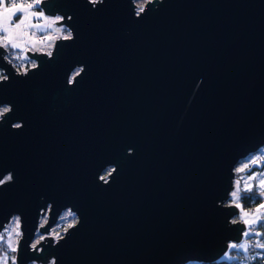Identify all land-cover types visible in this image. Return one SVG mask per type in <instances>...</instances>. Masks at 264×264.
I'll use <instances>...</instances> for the list:
<instances>
[{"label": "water", "instance_id": "obj_1", "mask_svg": "<svg viewBox=\"0 0 264 264\" xmlns=\"http://www.w3.org/2000/svg\"><path fill=\"white\" fill-rule=\"evenodd\" d=\"M38 6L64 16L57 24L75 39L58 40L52 60L27 53L40 67L25 78L0 58L9 76L0 103L13 106L0 123V177L15 178L0 188V232L21 214L19 264L217 260L245 230L224 204L234 167L264 146V0H164L138 19L130 0ZM76 64L86 71L68 86ZM17 120L23 128L11 129ZM110 163L117 172L102 186L96 177ZM49 202L41 233L66 206L81 223L29 254Z\"/></svg>", "mask_w": 264, "mask_h": 264}, {"label": "clouds", "instance_id": "obj_2", "mask_svg": "<svg viewBox=\"0 0 264 264\" xmlns=\"http://www.w3.org/2000/svg\"><path fill=\"white\" fill-rule=\"evenodd\" d=\"M44 0H35L37 5L43 3ZM164 0H130L132 6L133 18H141L142 15L146 13L147 5L151 4L154 9H158V5L163 3ZM88 5L95 10L98 6H102L105 0H86ZM135 5V7H134ZM40 17L42 23L31 24L28 23L27 26L22 28L21 32L16 35L13 39H9L6 35L0 36V48L4 50L0 58L10 66L13 74L20 78H25L33 70H38L40 63L38 59H32L27 53H41L46 55L47 60H52L54 58V51L56 42L58 40L73 42L75 39L74 30L69 26V24H60L55 26L57 22L63 21L65 19L59 12L55 14V17H49L43 8L35 15ZM67 20L72 21V16L68 15ZM29 29H32L29 32ZM45 29H51L46 35H38L37 30L43 33ZM72 71L68 73L66 83L74 84L77 81L76 77H81L86 71L85 65L76 64L72 67ZM71 76V79H69ZM9 81V76L7 75L6 68H0V84ZM39 95V93H37ZM13 112V106L10 103H0V123H3L8 114ZM23 121H15L10 127L13 130H21L23 128ZM134 150L128 148L126 150V155H133ZM110 170V171H109ZM107 171L108 176L111 178L117 172V167L114 164H106L104 168L99 172L96 177L97 182L102 186H107L110 183V179H104L101 173ZM99 177V178H98ZM14 175L12 171L5 172L2 177H0V188L6 185L14 183ZM103 180V182H101ZM259 195L264 197V190H261ZM41 197V201H43ZM49 211L52 210L53 205L49 202L47 205ZM73 208L66 206L59 211V216L57 217L58 223L50 229L48 234H41L40 230L45 227L49 222V216L41 208L37 219L39 226L33 232V240L28 244L29 254L41 255L44 251V247L40 245L47 246V241L52 240V246H58L65 237L70 234L72 230L78 228L81 223V218L77 211H73ZM256 219H261L260 216L249 219L250 222L255 224ZM9 222L12 225L10 230L6 231L7 238L5 239L4 234H0V264H19V255L22 248L21 241L25 239V232L22 230L23 219L20 213H12L9 217ZM244 222V221H243ZM230 223H237L236 219H232ZM245 223V222H244ZM251 231V230H250ZM248 233V232H245ZM245 235V234H244ZM262 233L259 230L255 231V235L251 239H244L240 243H230L229 251L223 253L219 260L222 261H232L235 264H264V239H260ZM246 236V235H245ZM248 236V235H247ZM40 246V247H38ZM27 264H44L42 260L31 259L27 261ZM47 264H57V259L55 256H49L47 259Z\"/></svg>", "mask_w": 264, "mask_h": 264}, {"label": "rangeland", "instance_id": "obj_3", "mask_svg": "<svg viewBox=\"0 0 264 264\" xmlns=\"http://www.w3.org/2000/svg\"><path fill=\"white\" fill-rule=\"evenodd\" d=\"M12 4H16V3H10L8 0H0V14L3 13L4 9L6 7H11ZM36 4V3H35ZM35 12H39L38 10H35ZM47 16L49 17H52L54 18L55 15H48L46 14ZM2 16H0V24H2ZM20 23V21H17V20H11L9 21V26L10 27H14L15 24H18ZM31 24H38V23H42L40 17L38 16H33L30 20ZM60 24H64V23H60ZM60 24H55V26H59ZM0 31H3V27L0 26ZM32 29H29V32H31ZM51 29H45V31L43 33H40L39 30H37L38 32V35H46L48 32H50ZM4 32V31H3ZM3 35H6V33L4 32L2 35L0 36H3ZM70 79H71V76H70ZM264 157V146L260 147L256 152H252L250 154H248L246 157L242 158L241 160H239L237 162V164L235 165L234 167V181H233V188L230 192V195L229 197L224 201V204H239V201H238V197L234 200L233 197L231 196V193L233 191H237V188L240 189V192L241 191H244L245 188L247 187V185L251 184L253 186L252 190H257V191H261V190H264V189H261L260 186H259V181L261 179H264V168H262L261 170H255L254 172H251V168L249 167L250 165H252V161L253 160H256V161H259L261 160L262 158ZM249 171V172H245V171ZM110 171V170H109ZM101 175L103 176L104 179H108V172L105 171L103 173H101ZM251 177V179H250ZM239 195V193H238ZM262 200L264 201V197H262ZM264 204V202L262 203ZM259 208V207H258ZM239 209V213L234 216L232 219H236L237 221H244L245 218L247 219H252V218H255L257 216V208L254 210H245L243 209L244 212H247L249 213V216L248 217H242V214H241V208H238ZM45 212L48 214V209H45ZM259 216L262 218H264V209H261L260 213H259ZM259 219V221L261 220ZM258 221V222H259ZM257 223L253 224V225H246L245 223V230H244V233L245 232H248L247 229H249L250 227H255L256 230H257ZM58 223V220L54 223V225L52 227H54L56 224ZM39 224V223H38ZM12 227V225L10 224L9 220L8 222L3 226V229L1 230L0 234H4V237L5 239L7 238L6 236V231L7 230H10V228ZM51 227V228H52ZM50 228V229H51ZM50 229L48 232L46 233H41V234H48L50 232ZM253 235V233H249L248 235V238ZM244 238L242 237L241 241L243 240ZM33 240V239H32ZM240 242H236V243H240ZM230 243H234V242H228V248L227 250L229 249V244ZM40 247V246H38ZM9 264H11V262L9 261ZM47 264V262L45 263ZM183 264H199V262H186V263H183Z\"/></svg>", "mask_w": 264, "mask_h": 264}, {"label": "snow or ice", "instance_id": "obj_4", "mask_svg": "<svg viewBox=\"0 0 264 264\" xmlns=\"http://www.w3.org/2000/svg\"><path fill=\"white\" fill-rule=\"evenodd\" d=\"M33 7H34V5L31 3L27 4V5L12 4L11 7H6L4 9L3 13L0 14V16H2V21H3L2 24H0V26L3 27V31L6 33V36L9 39H13L16 35H18L21 32L22 28L27 26V24L30 22L31 18L38 13L35 11H28L29 9H32ZM18 10H23L26 13V15H25L24 19H22L20 21V23L15 24L14 27H10L9 21H11L13 19L14 13ZM252 163L255 164V163H257V161L253 160ZM250 179H251V177H250ZM259 186L261 189H264V179H261L259 181ZM252 188H253V186L251 184H249V185H247V187L245 188L244 191L251 192ZM239 192H240V189L237 188V191H233L231 193V196L233 197L234 200L238 197ZM243 198L246 199V197H243ZM235 206L237 208H241V205L238 203ZM261 209H264V204H261L259 206V208H257V210H256L257 216H259ZM241 214H242V217H248L249 216V213L244 212L242 208H241ZM258 221H259V219H256L255 223H257ZM244 222L246 225H249V226L253 225V223L250 222L249 219H247V218L244 219ZM244 234L246 236L249 235V233H244Z\"/></svg>", "mask_w": 264, "mask_h": 264}, {"label": "trees", "instance_id": "obj_5", "mask_svg": "<svg viewBox=\"0 0 264 264\" xmlns=\"http://www.w3.org/2000/svg\"><path fill=\"white\" fill-rule=\"evenodd\" d=\"M37 8L40 9L39 6H37ZM251 168V172H254L255 170H261L262 168H264V157L257 161V163L252 164L249 166ZM245 172H249V171H245ZM259 191L257 190H252L251 192H247V191H241L239 192L238 195V201L239 204L241 205V208L245 209V210H255L256 208H258L264 201L262 200V197L259 195ZM243 197H246L243 198ZM257 230L261 231L262 235L260 237V239H264V218H262L258 224H257ZM255 234L251 235L248 239H251L252 236H254ZM226 251H229L226 250ZM199 264H235V262L232 261H222L219 260V258L215 261L212 262H199ZM257 264H259V261H257Z\"/></svg>", "mask_w": 264, "mask_h": 264}, {"label": "built area", "instance_id": "obj_6", "mask_svg": "<svg viewBox=\"0 0 264 264\" xmlns=\"http://www.w3.org/2000/svg\"><path fill=\"white\" fill-rule=\"evenodd\" d=\"M10 3H16V4H23V5H27V4H33L35 5V0H9ZM33 59V58H32ZM248 230V233H253L255 234L256 228L255 227H250ZM251 230V231H250ZM243 238L244 239H248V236H245L243 233ZM243 239V240H244Z\"/></svg>", "mask_w": 264, "mask_h": 264}, {"label": "crops", "instance_id": "obj_7", "mask_svg": "<svg viewBox=\"0 0 264 264\" xmlns=\"http://www.w3.org/2000/svg\"><path fill=\"white\" fill-rule=\"evenodd\" d=\"M37 6L38 5L35 4L34 7L32 9H29L28 11H35V10L40 11V9L37 8ZM25 15L26 13L23 10H18L14 13L13 20L21 21L22 19H24ZM3 33H4L3 31H0V35H2Z\"/></svg>", "mask_w": 264, "mask_h": 264}, {"label": "bare ground", "instance_id": "obj_8", "mask_svg": "<svg viewBox=\"0 0 264 264\" xmlns=\"http://www.w3.org/2000/svg\"><path fill=\"white\" fill-rule=\"evenodd\" d=\"M243 233H244V231H243Z\"/></svg>", "mask_w": 264, "mask_h": 264}]
</instances>
